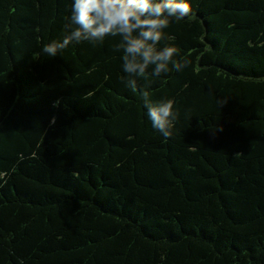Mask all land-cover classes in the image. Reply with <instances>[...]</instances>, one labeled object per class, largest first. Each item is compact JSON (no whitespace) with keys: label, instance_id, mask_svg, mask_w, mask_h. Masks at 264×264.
<instances>
[{"label":"trees","instance_id":"trees-1","mask_svg":"<svg viewBox=\"0 0 264 264\" xmlns=\"http://www.w3.org/2000/svg\"><path fill=\"white\" fill-rule=\"evenodd\" d=\"M190 2L132 90L119 36L42 54L71 0H0V264H264V0Z\"/></svg>","mask_w":264,"mask_h":264},{"label":"clouds","instance_id":"clouds-1","mask_svg":"<svg viewBox=\"0 0 264 264\" xmlns=\"http://www.w3.org/2000/svg\"><path fill=\"white\" fill-rule=\"evenodd\" d=\"M191 14L190 0H71L66 34L61 40L44 45L42 54L54 57L69 45L119 36L117 49L122 50L120 60L125 74L121 80L137 90L138 77L150 75L158 79L170 71L169 65L180 71L190 63L185 57L176 59L179 49L175 37L166 35L164 30L171 18L183 20ZM162 39L173 43L160 47ZM139 95L152 128L164 137L171 136L178 117L174 100L152 102L145 89H139Z\"/></svg>","mask_w":264,"mask_h":264}]
</instances>
